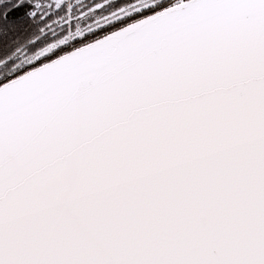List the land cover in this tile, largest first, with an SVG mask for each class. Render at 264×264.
I'll return each instance as SVG.
<instances>
[{"label":"snow or ice","instance_id":"6c2138e0","mask_svg":"<svg viewBox=\"0 0 264 264\" xmlns=\"http://www.w3.org/2000/svg\"><path fill=\"white\" fill-rule=\"evenodd\" d=\"M0 264H264V0H0Z\"/></svg>","mask_w":264,"mask_h":264}]
</instances>
